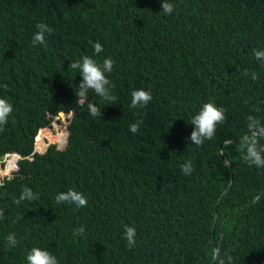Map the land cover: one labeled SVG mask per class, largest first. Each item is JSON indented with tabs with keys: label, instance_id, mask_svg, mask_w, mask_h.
I'll return each instance as SVG.
<instances>
[{
	"label": "trees",
	"instance_id": "obj_1",
	"mask_svg": "<svg viewBox=\"0 0 264 264\" xmlns=\"http://www.w3.org/2000/svg\"><path fill=\"white\" fill-rule=\"evenodd\" d=\"M169 2L165 15L160 0H0V98L13 105L0 155H21L0 178V264H27L33 247L59 264H208L213 245L232 264H264V168L242 158L247 117L264 123V61L253 51L264 50V0ZM40 22L54 31L34 47ZM84 56L113 61L116 104L88 94L102 118L76 103L81 77L68 66ZM136 89L152 95L144 108L130 107ZM208 102L226 119L197 146L190 121ZM57 111L70 114L64 147L31 152L61 143L63 120L41 128ZM188 160L191 175L181 170ZM24 187L39 198L16 204ZM70 188L87 206L56 203ZM125 226L136 230L131 248Z\"/></svg>",
	"mask_w": 264,
	"mask_h": 264
},
{
	"label": "clouds",
	"instance_id": "obj_2",
	"mask_svg": "<svg viewBox=\"0 0 264 264\" xmlns=\"http://www.w3.org/2000/svg\"><path fill=\"white\" fill-rule=\"evenodd\" d=\"M160 11H162L165 15H169L173 13L174 5L170 3L169 0H160ZM35 28L36 31L33 33L31 40L32 45L34 47L36 45H44L46 43V37L51 35L54 30L43 22L37 23ZM89 43L92 45L94 55H98L103 51V46L99 42H93L90 40ZM253 51L256 59L264 61V50ZM68 68L77 71L81 77L79 84L75 87L77 106L83 107L86 104L88 112L92 117L102 118L103 113L101 108L96 106L94 103L89 102L88 94L90 91L94 92L98 97L107 102L106 106L116 104L117 97L112 92L114 85L106 75V73H111L113 70L112 59L105 58L102 63H99L92 57L84 56L81 60L71 62ZM248 74L249 73L246 71L245 75ZM251 77L253 80L258 78L255 73H252ZM5 87L7 86L5 85ZM130 96V107L134 109L144 108L152 100L151 93L149 91H145L144 89L133 90L130 93ZM12 112L13 105L7 99L0 98V131H3V126L7 124L9 116ZM59 118L60 117L55 119V124L58 123ZM225 119V110L223 108L217 107L213 102L203 104L199 112L195 114L190 121V125H192L193 128L188 140L197 146L203 145L206 140H211L215 136L217 125L223 123ZM51 121H53V118L49 121V125ZM63 123L67 122L63 121ZM142 123V120H137L136 122L131 123L129 125V132L132 134L138 133ZM247 128L250 135L246 136L244 139V155L242 158L249 166L264 168V145L259 143L260 139L264 138V123L256 117L249 115L247 117ZM49 144H53L55 147L54 143L48 142L47 145ZM181 170L185 175H191L193 171L191 160L182 164ZM0 187H3V185L0 184ZM38 198V194L33 193L30 188L24 187L19 198L14 202L19 204L24 200L33 201ZM55 200L57 204L75 205L77 209L87 206L88 203L87 198L83 193L71 188L67 191L58 193L55 196ZM3 218L4 210L0 209V219ZM83 232V226L73 229V236L76 237L78 235H82ZM135 238V228L125 226L124 239L126 240L129 248L135 245ZM6 241L9 248L15 247L18 244L14 233L8 234ZM25 258L27 264H59L56 256L51 254L49 251L38 247H33L26 254ZM210 259L214 262V264H216V262H218V264H225V259L228 264H232L231 256L221 258L215 251L212 253Z\"/></svg>",
	"mask_w": 264,
	"mask_h": 264
},
{
	"label": "water",
	"instance_id": "obj_3",
	"mask_svg": "<svg viewBox=\"0 0 264 264\" xmlns=\"http://www.w3.org/2000/svg\"><path fill=\"white\" fill-rule=\"evenodd\" d=\"M58 117H60L61 119H63V121H66L67 122V120H66V117H70V114H68V113H65V112H62V111H57L56 112V115L53 117V121H51L50 122V125L49 126H43L42 128H44V129H47L48 128V130H49V128H51V126H52V123H55L54 121H56L55 119L56 118H58ZM63 127L65 128L64 130H65V134H64V136H63V139H62V141H61V143H59V144H55V147L56 148H58V149H61V148H63L64 147V145H65V142H66V135H67V126H66V123H63ZM38 130H39V128H37V130L35 131V133H34V135H33V140H32V143H33V141L36 139V135H37V132H38ZM48 143V142H47ZM47 143L45 144V146L43 147V149L42 150H36L35 148H32V150H31V152H38V153H41V152H43V151H45V149H46V147L48 146L47 145ZM14 154L16 157H14V159H13V162H12V171L11 172H9V173H7V174H5L4 176H3V178H10L11 176H12V172L13 171H15L16 169H17V160L21 157V155L20 154H18L17 152H15V151H12V152H5V153H3L2 155H0V157H4V156H6V155H9V154ZM31 157V155H27L26 156V158H30ZM221 159L223 160V161H226V159L223 157V156H221ZM218 232H220V230L218 229ZM217 252V247H215L214 245H213V252ZM212 260H210L209 261V263L208 264H212Z\"/></svg>",
	"mask_w": 264,
	"mask_h": 264
},
{
	"label": "rangeland",
	"instance_id": "obj_4",
	"mask_svg": "<svg viewBox=\"0 0 264 264\" xmlns=\"http://www.w3.org/2000/svg\"><path fill=\"white\" fill-rule=\"evenodd\" d=\"M61 118H59L58 119V123L61 121L60 120ZM54 124L55 123H52V127L49 129V130H54L55 128H54ZM57 124V123H56ZM48 129V128H47ZM7 156V155H6ZM5 157V156H4ZM4 157H0V166H3V159H4ZM12 171V169L9 171V172H11ZM5 174H0V178H3V176H4Z\"/></svg>",
	"mask_w": 264,
	"mask_h": 264
}]
</instances>
